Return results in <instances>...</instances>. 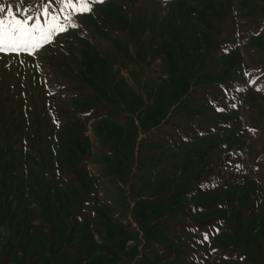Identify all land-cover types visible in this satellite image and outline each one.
Here are the masks:
<instances>
[{
	"label": "rangeland",
	"instance_id": "obj_1",
	"mask_svg": "<svg viewBox=\"0 0 264 264\" xmlns=\"http://www.w3.org/2000/svg\"><path fill=\"white\" fill-rule=\"evenodd\" d=\"M49 11L0 53V264H264V0Z\"/></svg>",
	"mask_w": 264,
	"mask_h": 264
},
{
	"label": "snow or ice",
	"instance_id": "obj_2",
	"mask_svg": "<svg viewBox=\"0 0 264 264\" xmlns=\"http://www.w3.org/2000/svg\"><path fill=\"white\" fill-rule=\"evenodd\" d=\"M55 2L70 8L77 15H82L86 11L90 12L91 6L102 0H55ZM51 4L52 0L42 2L40 9L32 14H27V9H21L25 13L23 18L16 16L11 6L6 10L5 6L0 4V13H6L0 16V53H19L23 50L35 54L44 41L65 30V25L60 23L57 14L49 11ZM41 16L46 18L43 22ZM64 20L71 26H76L71 16L64 17Z\"/></svg>",
	"mask_w": 264,
	"mask_h": 264
}]
</instances>
